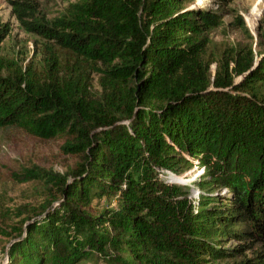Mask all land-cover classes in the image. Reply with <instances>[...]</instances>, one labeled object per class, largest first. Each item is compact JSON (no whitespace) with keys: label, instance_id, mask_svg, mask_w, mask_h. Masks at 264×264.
Instances as JSON below:
<instances>
[{"label":"trees","instance_id":"1","mask_svg":"<svg viewBox=\"0 0 264 264\" xmlns=\"http://www.w3.org/2000/svg\"><path fill=\"white\" fill-rule=\"evenodd\" d=\"M184 4L82 0L49 23L32 3L11 2L26 30L69 50L74 63L53 55L37 72L0 56V127L66 139L80 162L67 175L38 167L23 175L51 183L60 199L22 206L11 232L0 223L7 264H206L246 252L234 264H264V97L252 93L264 83V54L252 69L251 48L235 53V73L247 76L229 90L227 55L213 76L218 62L203 37L219 14ZM7 34L0 21V43ZM182 155L202 161L235 200L195 202L163 179ZM112 199L116 208L106 205ZM226 239L238 247L224 248Z\"/></svg>","mask_w":264,"mask_h":264},{"label":"rangeland","instance_id":"2","mask_svg":"<svg viewBox=\"0 0 264 264\" xmlns=\"http://www.w3.org/2000/svg\"><path fill=\"white\" fill-rule=\"evenodd\" d=\"M12 1L32 3L37 8L38 17L45 22H53L68 13L71 5L82 0H0V21L8 29V34L0 43V56L14 68L32 67L37 72H45L48 59L58 56L60 63H74L72 54L41 36L29 32L14 14ZM185 10L206 9L219 14L220 25L205 32L203 37L209 39L208 59L217 61L211 66L213 76L221 64L224 53L229 60L228 73L234 80L235 87L245 83L246 74L235 73V64L231 61L236 52L243 47L251 48L255 62L264 54V0H184ZM254 18V19H253ZM58 69H62L61 66ZM95 85L99 76L93 72ZM264 97V83L254 84L252 93ZM66 139H44L23 131L19 127H0V223L6 231L22 221V206L39 207L52 196H58L56 188L45 181L23 182V175L33 167L53 171L61 175L69 174L76 168L80 159L64 149ZM175 171L163 170L161 177L171 183L185 187L191 200L201 198L218 201L221 205L233 202L235 195L229 187L222 184L221 178L212 172L202 161L188 155ZM251 170H255L252 167ZM251 177L246 175L241 185H247ZM247 187V186H246ZM60 199V196H58ZM111 208L118 206L115 199L107 202ZM224 207V206H223ZM97 214V212H94ZM10 238L0 235V264H7V250ZM224 248L234 249L238 242L226 239ZM251 257L246 252L242 256L222 260H209L206 264H234ZM88 264H97L95 261Z\"/></svg>","mask_w":264,"mask_h":264},{"label":"bare ground","instance_id":"3","mask_svg":"<svg viewBox=\"0 0 264 264\" xmlns=\"http://www.w3.org/2000/svg\"><path fill=\"white\" fill-rule=\"evenodd\" d=\"M254 19V18H253Z\"/></svg>","mask_w":264,"mask_h":264}]
</instances>
